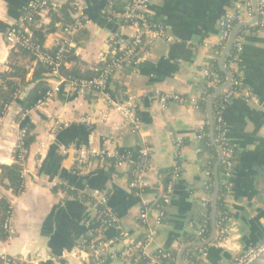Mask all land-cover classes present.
<instances>
[{
    "label": "crops",
    "instance_id": "obj_1",
    "mask_svg": "<svg viewBox=\"0 0 264 264\" xmlns=\"http://www.w3.org/2000/svg\"><path fill=\"white\" fill-rule=\"evenodd\" d=\"M32 1L0 0V74L8 70L10 49L5 33L10 26L23 23ZM243 1L150 0L146 9L153 21L165 27L170 40L145 43L140 62L119 70L110 85L114 99L131 98L137 103V131L94 89L63 86L45 106L22 110L21 99L29 87L24 88L0 117V172L3 165L14 161L13 149L23 136L20 131L31 124L35 135L24 161L23 191L6 193L11 232L0 241V255L16 257L22 264L38 256L41 264H127L111 251L143 238L139 220L143 203L154 202L164 191L158 171L176 167L180 173L173 182L165 216L147 249L176 250L178 256L202 207L198 198L204 192L209 154H200L198 133L207 124V112L192 103L161 100L160 96L200 97L211 60L217 58L219 66V22L235 3ZM78 2L89 38L70 46L95 68L128 42L133 29L105 13L107 0ZM254 19V14L249 17L244 11L238 21L252 23L244 26L237 69L257 102L235 96L223 111L226 137L236 147L227 201L229 232L224 243L216 239L203 249L205 264H228L234 255L258 246L264 237V25ZM63 35L62 31L46 35L44 47L51 48ZM36 65L32 60L29 75ZM47 83L51 85L48 79ZM100 113H107V119L101 121ZM58 117L66 125L51 135ZM87 145L116 151L127 163L116 167L113 160L95 161L90 171L79 172L74 166L75 150ZM142 145L151 149V166L146 171L149 185L136 195L129 187L128 169L138 159ZM91 193L107 198L117 217L115 225L100 222ZM153 222L154 214L150 217ZM96 238L110 242L109 251L102 256L85 253L84 241ZM254 264H264V257Z\"/></svg>",
    "mask_w": 264,
    "mask_h": 264
},
{
    "label": "built area",
    "instance_id": "obj_2",
    "mask_svg": "<svg viewBox=\"0 0 264 264\" xmlns=\"http://www.w3.org/2000/svg\"><path fill=\"white\" fill-rule=\"evenodd\" d=\"M257 13L259 16V21L264 25V0H256ZM150 0H131L129 5L125 8L123 13H116V16H122L126 19L127 26L133 29V32L130 36V39L122 47H120L117 52L114 51L110 54V61L103 67L99 68L100 73L89 79H74L71 77H65L59 72V65L61 63L62 52L64 51V43L70 44L71 41H65L62 43L55 53H50L44 50V46L34 44L32 41V31L27 25L33 20V15L28 14L25 17V21L22 24L10 26L5 33V41L9 49L16 47H22L29 50L33 55V61L35 63H44L52 65L51 72L48 74V82L50 86L45 92L43 97L37 100L35 106L42 107L45 106L50 99L58 93L63 86L76 87L83 90L94 89L100 92L105 98L109 105H111L124 119L130 120L132 124V131L138 130V121L134 115V110L137 103L135 100L129 98L125 101L116 100L113 98L109 86V79L115 75L119 70L123 69L125 66L130 64H137L141 60V48L145 43L153 42L157 39L170 40L169 35L166 32L164 26L156 23L151 20L146 7ZM49 3H52V6L60 5L61 0H33L30 4V8L39 16V19L43 22L48 20L47 8ZM74 8L80 14V3L78 0L73 2ZM249 16H253V9L250 0H244L243 2H237L234 4L231 12L225 14V16L219 22L220 29V48L216 52L218 55L221 53L224 48L231 31L234 25L239 21L241 13L244 12ZM85 22L76 21L73 24L66 25L63 27V33L66 35H71L78 30L85 28ZM245 30H242L236 36L231 50L229 51V59L227 63H223V69L230 73V69L237 70V63L240 58V54L243 49ZM105 60V59H104ZM205 75H210L209 69L206 70ZM231 75V73H230ZM226 77L223 80H217L216 82H211L210 84L216 88L218 85L222 84L225 81ZM223 95L220 98L219 102L216 105V111L213 112L214 123H217V140L220 141L219 148L223 151V157L220 162L224 164V209L221 211L220 218L217 220V241L218 243H224L228 237V226L227 222L229 219L228 210H227V201L232 192V182L230 181L233 165H234V145L230 144V141L226 137V128L224 125L223 111L227 103L235 96H241L246 101H255L257 98L250 93V91L243 85L241 76L237 75L234 79L231 75V82L227 89L222 91ZM202 94L198 99L183 97L178 94H167L160 96L161 100L173 99L181 103H192L198 107V102ZM8 105H5L3 108L2 115L6 112ZM264 114V105L261 107ZM107 113H100L99 119L101 121L107 119ZM92 117H88L87 120H90ZM65 123L58 117L55 119L51 126V135H55L65 127ZM207 135L205 131V125L200 128L198 133V139ZM22 137L19 138L18 146L22 145ZM138 158L141 160V164L138 165L133 171V179L129 183V187L134 190L136 195H140L142 191L149 185V180L146 176L147 169L151 166L150 155L151 149L148 145H142L138 149ZM23 167L20 171V177L23 180L24 187V177L26 170L24 169L25 157L21 156ZM114 161V166L122 167L127 163V160L120 157L116 151L109 150H99L93 146H81L75 150V169L79 172H88L91 170V165L95 161L99 162H108ZM209 163V162H208ZM213 166L208 164L206 169L205 177L206 181L211 179V172ZM178 177V173H174L171 177V180L168 182L166 188L161 194V203L153 206V202L148 203L144 202L142 209L139 213V220L144 227V236L140 241L129 242V244L118 251H111L112 254L127 264H139L144 261L146 264H169V260L176 262V259L172 257L170 250L166 249H153L148 250V246L152 242L154 236L157 232V227L162 223V220L165 216L164 205H167L170 201L171 193L173 190V182ZM91 199L94 201V204L101 206V209H97L99 220L103 225H115L117 223V217L111 211L107 205V198L103 195H98L97 193L90 194ZM211 198L206 192H203L199 198L198 202L200 205L205 208L210 204ZM156 203V202H155ZM154 214V222L150 223V217ZM10 218H11V207L9 216L5 222V228L11 232L10 228ZM203 231V229H201ZM10 235V234H9ZM85 253L92 252L97 256H102L109 251L110 242L96 238L85 242ZM202 255H206V252L203 250ZM264 257V237L262 238L261 243L254 247L250 248L243 253L234 255L231 261L228 264H254L256 261L261 260ZM40 256L36 259L28 260L26 264H41ZM188 264H195L184 259ZM0 263L2 264H22L20 260L16 257H9L5 254L0 255Z\"/></svg>",
    "mask_w": 264,
    "mask_h": 264
},
{
    "label": "trees",
    "instance_id": "obj_3",
    "mask_svg": "<svg viewBox=\"0 0 264 264\" xmlns=\"http://www.w3.org/2000/svg\"><path fill=\"white\" fill-rule=\"evenodd\" d=\"M74 0H61L60 5L52 6V3H49L47 8V15L50 17L49 22H43L39 19V16L34 12V10L28 7L25 10L23 21H25V17L28 14L33 15V20L27 25L32 31V41L34 44L44 46V42L46 40V35L50 33H55L57 31L63 32V27L66 25H70L75 23L76 21L85 22L83 15L79 14L73 5ZM131 0H107L105 9L106 14L117 19L122 24H127L126 19L122 16H116V13H123L125 8L129 5ZM152 20V19H151ZM153 21V20H152ZM243 27L240 31L244 30ZM89 38V33L85 28L78 30L77 32L66 35L64 34L59 38L57 43L51 48H44V50L55 53L58 47L64 43L65 41L75 42L79 44L82 40H87ZM118 50V49H117ZM116 50V52H117ZM233 50H231L232 52ZM110 55L108 54L105 60L99 62V64L92 68L90 65L84 61H82L75 54V47H71L70 44L64 43V51L61 56V63L59 65V72L61 75L65 77H71L74 79H89L97 76L100 73L101 67L105 66L110 61ZM229 59V55L226 56L224 63H227ZM33 60L32 53L22 47H16L10 49L7 65L8 70L4 71L0 74V117L2 116L3 108L5 105L11 104L16 98H19L22 91H24L25 87H29L27 89L26 95L21 99L22 110L32 109L37 100L43 97L45 92L48 90L49 85L47 83L48 74L51 72L52 65L37 63L34 67L32 73L29 75L28 71L30 70L31 63ZM126 67V66H125ZM131 67L127 65L126 69L128 70ZM210 75H207L204 80V85L202 88V97L199 100L198 107L205 112V99L206 97L215 89L212 85H209L211 82H216L217 80H223L226 76L225 73L218 66V59L215 58L211 60L209 66ZM230 73L232 78L234 79L238 75V69H230ZM113 77V76H112ZM112 77L109 79V86L112 82ZM30 85H32L30 87ZM111 90V89H110ZM112 96L114 95L111 91ZM223 93H219L212 102V111H216V105L222 97ZM217 123L214 124V138L216 146L219 147L220 141L217 140ZM33 126L28 124L23 130L20 131V134L23 133L22 136V145H17L13 149V163L10 165H3L1 167L0 172V241H4L9 236V231L5 228V222L10 212V200L7 192H11L15 195L20 194L23 191V180L20 177V171L23 167V163L21 160V156L26 157L30 144L35 138L34 133L32 132ZM205 131L207 135L200 139V147L201 153L204 152L209 154L208 164L214 165L218 158L217 147L213 145L210 141L208 134V126L205 125ZM230 144H232L230 142ZM236 159V147L234 146V161ZM141 160L138 158L135 162L129 164L128 175L129 179L132 180L134 175V169L141 164ZM208 167V165H207ZM224 164L222 162L219 163L217 174L219 179V191L217 198V220L220 218L221 211L224 209ZM233 170V169H232ZM174 173H180V169H176V167L172 168H164L158 171V175L160 178V182L162 184L163 190L166 188L168 182L171 180V177ZM232 174V173H231ZM230 181L233 182L232 176L230 177ZM213 190V173L211 172V179L206 181L203 186V191L208 194L211 198ZM156 202V203H155ZM161 203V196L157 197V199L153 202V206ZM164 210H166V205L163 206ZM97 209H101V206L97 205ZM203 229V231H201ZM211 231L210 224V204H208L205 208L201 207L200 213L198 215L197 220L194 223L193 232L188 234L182 241L185 244H190L194 242H202L206 240ZM90 240H87V242ZM206 246H193L187 248L183 253V259L188 260L189 262H193L195 264H205L201 259V254L203 249ZM172 257L177 260V251L170 250ZM144 262V261H142ZM169 264H177L173 260L168 261ZM2 264V263H0ZM19 264V263H18Z\"/></svg>",
    "mask_w": 264,
    "mask_h": 264
},
{
    "label": "water",
    "instance_id": "obj_4",
    "mask_svg": "<svg viewBox=\"0 0 264 264\" xmlns=\"http://www.w3.org/2000/svg\"><path fill=\"white\" fill-rule=\"evenodd\" d=\"M252 1V8L254 11V15H255V19L254 21H258L259 16L257 13V6L256 0H251ZM252 22H238L234 25L231 34L224 46V48L222 49L220 58H219V68L225 73L226 79L225 81L218 85L205 99V109L207 112V126H208V134H209V138L210 141L213 145L216 146L215 143V138H214V116H213V111H212V102L213 99L222 91H224L225 89H227L230 85L231 82V75L229 72L225 71L223 69V63L224 60L226 58V56L228 55L229 51L231 50L232 44L236 38V36L238 35V33L240 32V30L248 25L251 24ZM217 147V146H216ZM217 151H218V158L216 160V162L213 165L212 168V173H213V190H212V194H211V201H210V224H211V231H210V235L209 237L202 241V242H194V243H190L185 245L182 249H180L178 256H177V264H188L184 261L183 259V253L184 251L189 248V247H193V246H206L208 244H210L211 242L215 241L217 239V198H218V191H219V179H218V174H217V169H218V165L223 157V151L222 149H220L219 147H217Z\"/></svg>",
    "mask_w": 264,
    "mask_h": 264
}]
</instances>
